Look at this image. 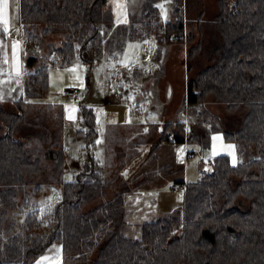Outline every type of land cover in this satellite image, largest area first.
<instances>
[{
  "label": "trees",
  "instance_id": "1",
  "mask_svg": "<svg viewBox=\"0 0 264 264\" xmlns=\"http://www.w3.org/2000/svg\"><path fill=\"white\" fill-rule=\"evenodd\" d=\"M160 1L142 0L139 15L131 12L130 23L115 25L109 0H19L23 39L33 52L24 57L21 97L11 107L0 100V264H41L39 257L56 242L62 248L60 264H264V0H218L210 28L212 63L187 84V102L199 112L188 131L181 121L159 124L157 141L139 136L128 152L119 153L115 147L125 126L106 130L108 168L119 157H151L162 142H171L170 132L175 143L202 148L209 146L212 133L221 132L243 160L233 165L228 156H216L200 180L178 182L186 185L183 205L142 224L137 239L123 230L127 196L144 179L131 184L125 177L115 185L90 158V169L65 181V109L43 101L50 67L78 60L92 65L103 44L119 53L127 41L150 37L161 44H191L196 35L186 34L184 11L194 6L199 21L204 2L173 0V18L162 22ZM5 34L0 22V36ZM52 34L63 35L60 46L48 43L45 58L34 53ZM204 46L202 37L190 45L189 70ZM210 97L229 113L242 115L237 128L226 129L210 114L204 106ZM79 112L89 147L98 136L95 116L84 105ZM52 187L60 188V196L43 210L37 198Z\"/></svg>",
  "mask_w": 264,
  "mask_h": 264
},
{
  "label": "rangeland",
  "instance_id": "2",
  "mask_svg": "<svg viewBox=\"0 0 264 264\" xmlns=\"http://www.w3.org/2000/svg\"><path fill=\"white\" fill-rule=\"evenodd\" d=\"M202 2H204L205 14L199 21L194 6H191L189 12L184 11L186 34L193 32L196 35V39L191 44H187L186 41L183 44L177 42L161 44L157 37H150L127 41L121 53L118 48L103 44L93 55L92 65L78 60L71 66L50 67L49 92L43 101L61 104L64 107L73 103L78 109L80 105L90 108L94 113L98 132L95 144L88 147L86 140L88 128L80 113L77 112L78 119L65 121L63 133L66 150L65 181H72L86 167L90 169V158L95 160L97 170H102L107 178L115 180V185H122V179L125 178L123 173L126 170L128 171L125 176L131 184L140 183L139 179H144L139 187L127 196L128 225L123 232L133 239L140 237L142 224L155 221L160 215L183 205L184 193L172 192L170 189L172 182L182 179L186 172L189 180L200 179L212 167V161L205 162L206 157L209 153L215 154L211 149L207 150L194 143L173 145L175 142H162L151 157L146 153L130 161L119 157L116 160L118 164L108 168L105 162L109 150L106 130L112 126L135 124L147 126L145 130L141 129L140 134L123 132L122 141L118 147H115L120 153V150L128 152L130 144L134 141L137 143L139 136L145 138L149 135V138L157 141L159 124H156L154 129H149L155 124L154 122L163 121L160 125H165L167 122L182 121L183 129L188 131L192 123L198 121V109L187 102V84L190 78L196 76L199 68L212 63L208 60L210 28L218 13V0H202ZM141 3L142 0L131 10L136 14L135 16L141 13ZM160 3L162 4V1ZM160 15L162 22L172 20V5L169 6L168 12L163 6ZM117 18L125 19L128 23V17ZM201 37L205 45L203 54L198 55L191 62L193 69L189 70L187 52L190 45L198 43ZM62 40V34H52L34 53L45 58L49 55L48 43L60 46ZM7 42L0 36V50L7 47ZM23 45L24 57L33 52L26 46L24 39ZM3 63L4 59L0 63L2 81L0 100L6 107H11L13 101L22 95L25 72L19 79L15 78L7 85L12 76L4 73ZM72 87L80 90L74 102L65 97L66 91ZM204 106L211 115H216L220 119L226 129H235L239 126L242 115L229 113L225 105L215 101L214 98H208ZM206 119L213 123L210 117ZM209 128L208 125L207 129ZM216 134L221 135V132L212 133V135ZM235 147L237 160H243V155L238 151L237 146ZM226 151L227 149L222 150V152ZM149 173H154V176L146 178L145 175ZM59 190V187L46 189V192L37 198L43 210H47L57 201L60 196ZM112 194L113 190H110L109 197ZM52 261L58 262L57 264L62 261L60 243L50 245L38 259L41 264Z\"/></svg>",
  "mask_w": 264,
  "mask_h": 264
},
{
  "label": "crops",
  "instance_id": "3",
  "mask_svg": "<svg viewBox=\"0 0 264 264\" xmlns=\"http://www.w3.org/2000/svg\"><path fill=\"white\" fill-rule=\"evenodd\" d=\"M141 0H109V6L113 12L114 15V23L115 25H121V24H126V20H120L117 17H128V23L130 20V13L131 10L134 6L139 5ZM165 1V3H163ZM164 4V5H163ZM172 5V18H173V5H174V1L173 0H162V4H158L159 7V11L161 13V8L163 6L166 7V12H168L169 10V6ZM20 4H19V0H8V9H7V16H6V20L7 22H5L4 18H0V22L2 23L3 27L5 28L6 34H5V39H6V44L7 47H5V49L0 50V63L1 60L4 59V63H3V69H4V73L8 74V76H12L9 79V82L7 83L10 84L11 80L17 78L19 79L20 76H22L24 74V54H23V30H22V24L20 22ZM161 16V15H160ZM1 80H0V85H1ZM20 89V88H19ZM73 102L75 100H72ZM64 107V106H63ZM65 109V121L66 122H70L74 119H78L79 118V109L77 108V106L73 103L67 104V106L64 107ZM79 112V113H77ZM81 115V114H80ZM163 121H159V122H154L156 124H161ZM182 122V121H181ZM147 126H144V124H140V125H125V129H124V134H128L129 132L136 134H140L141 129L145 130ZM178 143H173V145H176ZM188 144V143H185ZM198 146L201 147V145L197 144ZM236 145L234 143L231 142H227L224 139V135L221 133V135H211L210 138V143L209 146L205 149L212 151V153H214L215 155L209 153L208 155H213V158L216 156H221V155H225L228 156L231 160V163L233 165H236L239 161L237 160V156H236ZM226 152H222V150H226ZM189 158V155L187 156ZM239 159V158H238ZM188 164V163H187ZM212 169V167L209 169V171ZM186 170L184 169V172ZM207 170L205 169L204 172H206ZM208 171V172H209ZM187 175V172H186ZM186 175H184L182 177V179L177 180V181H173V183H178V182H195V181H191L189 180V177H186ZM180 207V206H178ZM177 207V208H178ZM177 208H174L177 209ZM174 210H172L171 212H173ZM171 212H167L164 213L162 215L171 213ZM160 215V216H162ZM159 216V217H160ZM58 262H48V263H43V264H57Z\"/></svg>",
  "mask_w": 264,
  "mask_h": 264
},
{
  "label": "built area",
  "instance_id": "4",
  "mask_svg": "<svg viewBox=\"0 0 264 264\" xmlns=\"http://www.w3.org/2000/svg\"><path fill=\"white\" fill-rule=\"evenodd\" d=\"M80 94V90L78 88H70L66 91L65 93V97L71 99V100H76V98L78 97V95ZM168 138L170 139L171 142H174V135L172 132H170L168 134ZM212 156H207L205 159V162H211L212 161ZM170 189L172 192L177 193V192H184L186 190V185L185 184H181V183H173L170 186Z\"/></svg>",
  "mask_w": 264,
  "mask_h": 264
},
{
  "label": "snow or ice",
  "instance_id": "5",
  "mask_svg": "<svg viewBox=\"0 0 264 264\" xmlns=\"http://www.w3.org/2000/svg\"><path fill=\"white\" fill-rule=\"evenodd\" d=\"M7 9H8V0H0V18H4L5 22L7 16Z\"/></svg>",
  "mask_w": 264,
  "mask_h": 264
},
{
  "label": "water",
  "instance_id": "6",
  "mask_svg": "<svg viewBox=\"0 0 264 264\" xmlns=\"http://www.w3.org/2000/svg\"><path fill=\"white\" fill-rule=\"evenodd\" d=\"M127 171H128V170H126V171L123 173V176H124V177H126L125 175H126V172H127Z\"/></svg>",
  "mask_w": 264,
  "mask_h": 264
}]
</instances>
